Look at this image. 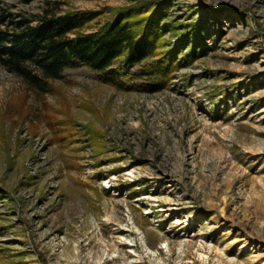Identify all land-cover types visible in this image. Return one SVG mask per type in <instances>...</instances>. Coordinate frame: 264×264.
<instances>
[{"label": "rangeland", "instance_id": "1", "mask_svg": "<svg viewBox=\"0 0 264 264\" xmlns=\"http://www.w3.org/2000/svg\"><path fill=\"white\" fill-rule=\"evenodd\" d=\"M5 1L107 9L96 31L138 0ZM167 1L165 42L182 50L170 85L124 91L65 69L55 83L81 131L66 145L3 113L23 87L0 64V264H203L201 241L222 248L211 263L264 257V0Z\"/></svg>", "mask_w": 264, "mask_h": 264}, {"label": "trees", "instance_id": "2", "mask_svg": "<svg viewBox=\"0 0 264 264\" xmlns=\"http://www.w3.org/2000/svg\"><path fill=\"white\" fill-rule=\"evenodd\" d=\"M55 4L42 6L39 13L13 12L0 0V64L23 87L3 113L15 124L29 119L32 133L44 122L50 141L63 146L81 132L69 112L63 86L55 83L64 78L65 69L86 66L98 80L119 90L154 92L170 85L181 67L178 55L182 50L165 42L167 0H138L112 7L111 17L96 31H87L86 26L107 9L60 11ZM181 36L188 42L187 32ZM202 37L200 32L198 39ZM193 52L191 48L186 56ZM48 94L59 98V107L49 101ZM85 127L92 137L104 134L90 123Z\"/></svg>", "mask_w": 264, "mask_h": 264}, {"label": "bare ground", "instance_id": "3", "mask_svg": "<svg viewBox=\"0 0 264 264\" xmlns=\"http://www.w3.org/2000/svg\"><path fill=\"white\" fill-rule=\"evenodd\" d=\"M196 254H198V258L202 261L203 264H209L211 263L212 255H218L222 252V248L218 245H215L211 242L205 245L202 241L197 244V248L195 249ZM254 260L257 261V264H264V257L261 253L253 252ZM114 257H117V254L114 252H107L104 256V258L112 259ZM103 261L100 262V264ZM211 264H233V261L231 258H229L228 262H225L223 259L214 258L213 262ZM236 264H248L243 261L236 262Z\"/></svg>", "mask_w": 264, "mask_h": 264}]
</instances>
